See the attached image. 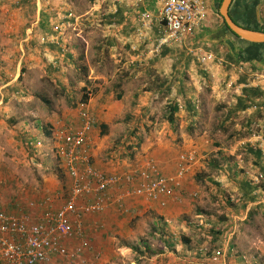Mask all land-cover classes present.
Masks as SVG:
<instances>
[{
	"label": "crops",
	"instance_id": "obj_1",
	"mask_svg": "<svg viewBox=\"0 0 264 264\" xmlns=\"http://www.w3.org/2000/svg\"><path fill=\"white\" fill-rule=\"evenodd\" d=\"M205 1L204 20L191 34L179 42L159 46V40L165 34V25L159 17L164 0H0V127L8 123L15 125L18 121L24 123L32 117L34 132L38 131L37 124L50 126L54 132L65 124L80 121L79 110L86 108L96 118L88 142L92 155L99 151L98 147H93L94 129L99 128L104 120L97 122L100 119L95 115L97 108L106 110L107 117L102 116L105 122L112 117L125 118L120 120V124L125 125L128 124V111L113 109L116 113H108L109 102H132L142 98L148 105L145 111L152 112L156 100L162 98L163 103H177L179 110L170 125L172 131L177 125L182 131L185 122L181 118L189 115V104H195L197 109V114L191 116L193 119L201 114L203 87L211 88V99L222 106L219 118L224 116L227 119L226 111L235 107L245 85L258 86L263 93L264 63L236 65L227 60V55L237 58L241 47L231 34L224 31L216 0ZM204 52H212L215 60L201 63L198 56ZM85 79L90 82L89 87L94 88V93L85 105H80L79 97L75 103L71 94L85 85ZM119 81L120 87L115 89ZM229 81L233 82L231 87L227 84ZM43 92L62 96L65 105L50 107L46 111L35 101L39 117L29 108H19L17 112L16 102H28L35 98L34 95L42 99ZM116 93H121L122 98H114ZM262 96L255 95L250 107L234 111L227 120L230 121L235 114L244 117L246 135L238 141L247 142L239 145L241 157L238 152L234 155L233 150L215 143L216 150L236 157L231 167L243 165L248 173L245 178L244 174L221 176L224 186L230 182L231 191L227 192L232 198L241 196L238 180L244 178L251 184L258 182L255 181L258 172L256 158L249 150L264 143V94ZM98 102L101 104L96 107ZM12 114L17 116L13 118ZM42 116L52 118L43 122ZM238 132L234 131V134ZM188 144L190 147L186 151L195 149L196 161L186 173L182 188L176 197L168 198L166 206L158 207L141 196H132L126 199L127 213H121L112 203L101 214L84 217L87 246L84 264H115V261L117 264H142L148 260L158 264H264V186L256 190L252 201L225 207L227 230L212 243L209 229L212 224L215 229L223 226L214 222L220 212L214 211L213 221H210L207 211L199 212L196 206L186 205L192 191L188 178L203 156L199 151L208 147L203 143L199 144L200 147L193 146L191 141ZM154 151H157L155 155ZM147 157L142 165L153 159L160 171L168 174L176 167L178 154L173 145H167L154 148ZM91 161L100 168L93 159ZM132 164L134 167L137 163ZM111 169L101 170L107 173L117 170ZM56 192L59 191L53 193ZM34 198L32 195L31 199ZM140 217H147L150 225L151 239L146 243L142 235L131 236L133 238L129 235L133 231L130 223ZM156 224L164 227L166 241L159 240L158 233L152 229ZM157 240L162 244H156V250L147 253L146 245L151 247V242ZM74 242L73 238L66 241L70 246ZM216 251L219 255L213 259ZM96 253L100 254L98 258H95ZM143 256L145 260L140 262L139 258ZM49 264L76 263L57 256Z\"/></svg>",
	"mask_w": 264,
	"mask_h": 264
},
{
	"label": "built area",
	"instance_id": "obj_2",
	"mask_svg": "<svg viewBox=\"0 0 264 264\" xmlns=\"http://www.w3.org/2000/svg\"><path fill=\"white\" fill-rule=\"evenodd\" d=\"M206 7L205 0H164L159 17L165 34L159 46L179 42L191 34L204 20ZM258 11L264 24V0H260ZM198 60L209 63L215 55L204 52ZM227 84L231 87L233 82ZM79 117L77 127L65 124L54 131L55 154L69 182L66 196L62 191L43 193L18 202L10 211L0 202V264H49L57 256L69 263L84 264L85 216L101 214L112 203L118 211L127 213L126 199L132 196H141L158 207L166 206L168 198L176 197L182 188L196 160L195 151L189 150L178 155L176 167L168 174L162 173L153 159L140 167L107 173L90 157L89 134L96 118L86 108L79 110ZM259 147L264 155V143ZM72 238L75 242L70 246L66 241ZM218 255L216 251L212 258ZM99 256L95 254V258Z\"/></svg>",
	"mask_w": 264,
	"mask_h": 264
},
{
	"label": "rangeland",
	"instance_id": "obj_3",
	"mask_svg": "<svg viewBox=\"0 0 264 264\" xmlns=\"http://www.w3.org/2000/svg\"><path fill=\"white\" fill-rule=\"evenodd\" d=\"M203 88L202 98H204V105L201 114L197 115L195 119L190 115L181 118V120L185 122L182 131H180L178 125L174 131H172L170 123L163 118L165 103H163L162 98L156 100L152 112L145 111L148 105L145 104L142 98H140L139 101L132 102H116L114 100L109 102L110 110H108V113L109 111H111L112 114L116 113L113 109L118 112L121 109L128 111V124L125 125L120 124V120L124 121L125 118L119 119L112 117L111 120L105 122L106 120L102 118V116L105 115L107 117V114H105L106 110L100 111V108H97L95 115L100 118L99 120L97 119V122L104 119L101 125H107L108 130L106 134L102 135L100 127L94 129V137H92L93 147H98L97 149L99 151L93 152L94 154L92 155L90 154L91 159L103 170H110L112 168L113 170L111 169V171H114L116 168L117 170L115 171L120 172L132 168V163H137L134 167H140L142 163L149 158L147 156L154 148L161 149L164 146L173 145L176 149V155H179L190 147L188 142L191 141V144L197 147H200L199 144L203 143L207 145L206 147H208V149L199 151L203 156L199 159V164L192 170V174L190 173L191 177L188 178L190 181L189 186L192 187V191L188 194L190 195V201L186 200V205L187 207L194 205L197 208L207 209L209 211L214 210L221 213L223 210L218 202L219 197L215 196V187L206 182V175L214 176L217 179H221V176H227V172L225 171L223 173L221 172L220 176H218L216 170L212 167L213 165L210 163L211 159H216L217 157L215 143L226 146V148H229L228 150H233L231 153L234 155L238 154V157H241L242 154L239 148L240 141L238 140L240 136L246 135L243 129L244 117L240 114H235L230 121L225 120L223 118L224 116L219 118L223 111L221 110V106L211 99V88ZM92 89L94 93V88ZM75 91H77V93L71 94L74 98V102L76 98L80 97L79 95L81 93L79 89ZM42 94L43 97L48 100V103L43 102L38 95H34L35 100L32 99L28 102H26L27 100H20V102H16L15 109L19 112V108H22V110L29 108L31 113L37 115L38 109L35 104L36 102H39L46 111L50 107L56 108L59 105H65L62 96L56 94L52 95V93L49 92H43ZM70 103L69 107L71 106ZM99 104L101 103H96V107H98ZM71 108L75 110V107ZM12 115L14 116L13 118L17 116L16 114ZM38 115L36 117H39ZM42 117L43 122L52 118ZM22 123V121H18L15 125L8 123L7 126L5 125L4 127L3 125L0 127V202L3 205H9L10 200L16 194H20L23 201H29L32 195H35L37 198V196L46 192L53 193L54 191H63L64 181H61L60 178L54 174L57 163H55V161H46V159L52 160L55 157V138L49 139L43 137L35 149L28 147L22 141L21 137L23 138V134H25L26 130L31 136L36 134V131L34 132V129L31 128L33 125V118L28 117L23 123L25 125L24 127ZM79 124L80 121L78 120L77 123L72 122L71 126L74 128ZM239 127H241V130H235ZM134 128L136 130L132 132ZM234 131H239V134H234ZM139 140L141 141L140 143ZM196 149L198 150V148ZM235 152L238 153L236 154ZM155 153H157V151H154L153 155H155ZM226 153H228V151ZM226 157L231 161H233L234 158L236 159L235 156ZM221 181L223 182V180ZM229 183L230 182L225 186L226 189L231 188ZM193 192L196 193L192 194ZM197 193L199 195H197ZM191 197L193 200H191ZM182 203L185 202L182 201ZM130 224H133V231L129 234L130 237H139L142 235L146 241L151 239L149 232L150 225L147 217H140L139 220L133 221ZM158 224H156V226ZM156 233H159V231ZM159 240L151 242L153 246L146 249L147 253L152 249L156 250V247L162 244L159 243L161 242ZM137 251H139V249ZM145 256L139 258V261L142 262L145 260ZM161 257H164V255H161ZM114 263L117 264L116 261ZM142 264H158V262L148 260Z\"/></svg>",
	"mask_w": 264,
	"mask_h": 264
},
{
	"label": "trees",
	"instance_id": "obj_4",
	"mask_svg": "<svg viewBox=\"0 0 264 264\" xmlns=\"http://www.w3.org/2000/svg\"><path fill=\"white\" fill-rule=\"evenodd\" d=\"M222 0H216V8L218 9L220 4H221ZM257 5H258V0H232L230 6H229V15L232 18V20L245 28H249V29H253V30H259V31H264V24L258 21L257 18V14H256V10H257ZM218 17L221 20L222 24H223V29L225 32H228L229 34H231V36L233 37V39H235L236 44L241 47V49L239 50L238 54H237V58H233L231 55H227V60L231 61V63L236 64V65H241L244 63H254V62H263L264 63V42L263 43H254V42H247L241 38H239L238 36H236L229 28L228 26L225 24L222 16L220 15V13H218ZM253 68H255L254 66H252ZM239 79L242 80V78L240 77ZM244 84L246 83V81H244ZM121 81H119L116 85H115V89H118L120 87ZM90 82L85 79V85L80 89V97H79V104L80 105H85L88 102V99L90 98V96L93 93V89L91 87H89ZM254 93V95H253ZM256 93V94H255ZM264 94V91L262 93V91H260L259 87H254V86H249V85H245L242 88V92L241 95L237 98V102L234 108L232 109H228L227 112V119L228 120L232 114L234 113V111L236 110H245L246 108L250 107V105L253 103L252 102V98L256 96H261ZM114 98L116 99H120L122 98V94L121 93H116ZM43 102L48 103V100L46 98H42L41 99ZM76 105V104H75ZM222 107V106H221ZM262 107L264 108V105H262ZM259 108V106L257 107ZM179 110V107L177 105V103L175 102H169V103H165V107H164V117L165 120H167L168 123L173 124L174 120H175V113ZM187 111L188 114L190 116H195L197 114V109L195 104L192 106L191 104H189L187 106ZM96 124V123H95ZM95 126V125H94ZM36 128H38V131L36 132L35 135L31 136L30 133H28V131H25V134L27 136H25V134H23V138L21 137L22 141L28 146L31 147L33 149L36 148V146L38 145V143L41 141V139L43 137L46 138H53L54 137V132L53 130L50 128V126L47 127V125H35ZM101 128V134L104 135L107 133L108 130V126L103 124L100 125ZM136 129L134 128L132 130V132H134ZM20 137V136H19ZM241 139V136L239 137ZM141 141L139 140V143ZM138 144V143H137ZM249 144H247L248 146ZM257 149H250L249 152L252 153L255 158V165L258 167V172L255 173V181L257 182L256 184H251L249 182H247L244 178L245 176H247V171L245 170V168H241L240 166H233L231 167V160H228V158L226 157L227 155H224L223 153H221V151L216 150V154L218 155V157H216V159H211L210 163L211 165H213L212 167H214V169L217 172V175L220 176L221 172L223 173L224 171L227 172V176L228 175H237V174H244V178L238 180V190L241 194L240 197H231V195L229 194V192H227L226 190L231 191L230 189H226V187L224 186L223 182L221 181V179H217L214 176H210V175H206V182L210 183L209 185H212L215 187V196L219 197L218 202L220 204L221 209L223 210L220 214L217 215V217L214 219L215 224H221L223 225L220 229H215L214 224H212L210 226L209 229V234L212 237V243H214L221 234H223L227 228H226V223L228 221V216L226 215V211H225V207L232 205L235 206L237 203L242 202L245 204V202H249L252 201L255 197V192L256 190H258V188H260L261 186H264V155L262 154V151L260 149L259 146H256ZM54 151H55V147H54ZM220 157V159H219ZM263 157V158H262ZM263 160V161H262ZM46 161L50 162V161H55V163H57L56 165V169L54 170V174L60 178L61 181H64L63 184V197L66 196L67 191H68V179L65 177L66 173H65V169L62 165L61 159L58 157L57 154H55L54 159L49 160L46 159ZM45 162V161H44ZM226 163V165H225ZM229 165H228V164ZM219 172V173H218ZM165 174V173H164ZM198 177V175H197ZM263 177V180L260 181V179ZM260 181V182H259ZM22 200V196L20 194H16L9 202L8 207H13L12 209L15 208V206L17 205L18 202H20ZM6 210H11V208H7ZM197 211L199 212H206L207 211V217H209L210 221H213L211 216L214 212V210H205V209H201L198 208ZM152 229L156 232L159 231L158 235H159V239H162V241H166L165 235H166V231L164 229V227H161L160 225H157L156 227H152ZM144 242L146 243L147 241L144 240ZM129 247H131L134 250H138L135 246L129 244ZM146 248H150V246L146 245Z\"/></svg>",
	"mask_w": 264,
	"mask_h": 264
},
{
	"label": "water",
	"instance_id": "obj_5",
	"mask_svg": "<svg viewBox=\"0 0 264 264\" xmlns=\"http://www.w3.org/2000/svg\"><path fill=\"white\" fill-rule=\"evenodd\" d=\"M232 0H222L219 6V13L222 16L225 24L228 28L239 38L254 43L264 42V31L253 30L249 28L242 27L236 24L229 15V6ZM257 18L260 21L259 13L256 11ZM264 68V65L262 66Z\"/></svg>",
	"mask_w": 264,
	"mask_h": 264
},
{
	"label": "flooded vegetation",
	"instance_id": "obj_6",
	"mask_svg": "<svg viewBox=\"0 0 264 264\" xmlns=\"http://www.w3.org/2000/svg\"><path fill=\"white\" fill-rule=\"evenodd\" d=\"M259 3H260V0H258V5L257 6H259Z\"/></svg>",
	"mask_w": 264,
	"mask_h": 264
}]
</instances>
